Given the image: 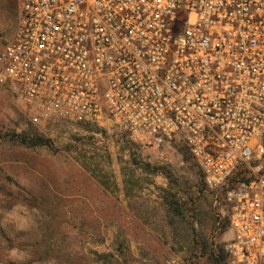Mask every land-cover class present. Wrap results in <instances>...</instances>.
I'll list each match as a JSON object with an SVG mask.
<instances>
[{"label":"built area","instance_id":"2783aa9c","mask_svg":"<svg viewBox=\"0 0 264 264\" xmlns=\"http://www.w3.org/2000/svg\"><path fill=\"white\" fill-rule=\"evenodd\" d=\"M0 89L34 125L109 124L158 166L185 148L227 264H264V0H19Z\"/></svg>","mask_w":264,"mask_h":264},{"label":"rangeland","instance_id":"374dc122","mask_svg":"<svg viewBox=\"0 0 264 264\" xmlns=\"http://www.w3.org/2000/svg\"><path fill=\"white\" fill-rule=\"evenodd\" d=\"M18 1L0 0V49ZM21 200L39 210L37 226L0 225V264H11L13 246L31 250L29 264H221L218 246L231 237L189 156L183 167L158 166L109 124L34 125L0 89V209Z\"/></svg>","mask_w":264,"mask_h":264},{"label":"clouds","instance_id":"9594fccd","mask_svg":"<svg viewBox=\"0 0 264 264\" xmlns=\"http://www.w3.org/2000/svg\"><path fill=\"white\" fill-rule=\"evenodd\" d=\"M39 216L38 209L21 200L8 208L0 209V217L3 218L0 225L11 226L15 232H29L37 226ZM7 258L11 264H29V261L33 260V253L27 248L13 246L7 249ZM35 264H59V261L55 257H47L35 261Z\"/></svg>","mask_w":264,"mask_h":264},{"label":"trees","instance_id":"16d2710c","mask_svg":"<svg viewBox=\"0 0 264 264\" xmlns=\"http://www.w3.org/2000/svg\"><path fill=\"white\" fill-rule=\"evenodd\" d=\"M25 141V140H24ZM26 142V141H25ZM25 142H23L24 144H25ZM43 144H45V142H44V140L43 139H41V138H32V140H30V142H29V145L30 146H37V145H43ZM180 152H181V154H182V157H183V160H186V158L189 156V153H188V151L185 149V148H181L180 150H179ZM228 221H226V225L228 226ZM226 227V226H225ZM223 246L224 245H222V244H219V248H218V251H219V253H220V257H221V259L220 260H222V263L221 264H227L228 263V257H227V255L225 254V252H224V249H223Z\"/></svg>","mask_w":264,"mask_h":264}]
</instances>
